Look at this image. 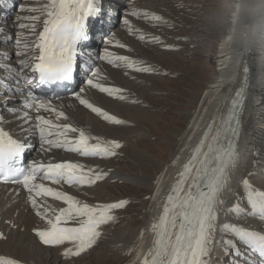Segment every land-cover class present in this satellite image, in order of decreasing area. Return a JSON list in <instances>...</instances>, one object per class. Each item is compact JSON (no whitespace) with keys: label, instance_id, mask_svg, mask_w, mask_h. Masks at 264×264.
Wrapping results in <instances>:
<instances>
[{"label":"snow or ice","instance_id":"obj_1","mask_svg":"<svg viewBox=\"0 0 264 264\" xmlns=\"http://www.w3.org/2000/svg\"><path fill=\"white\" fill-rule=\"evenodd\" d=\"M21 11L39 12L40 15L17 18L32 23L17 24L19 29L27 30L28 35L17 33V51L14 53L19 58L17 64L13 66L9 63L2 67L11 74V80L16 84L23 78L25 84L35 81L41 86L72 82L81 68V46L90 39V20L102 15H116L111 9L103 8L102 0H47L39 7L21 8ZM126 15L163 21L158 15L137 10ZM38 21H42V30L37 32ZM123 23L132 31L128 19L125 18ZM6 39L12 40L13 37L7 36ZM139 39L144 40L145 36L140 35ZM153 39L158 40L156 37ZM103 43L112 45L113 39L104 38ZM115 46L126 47L118 41ZM99 58L110 65L123 66L139 73L154 71L143 61L114 55L108 48ZM25 69H30L31 76L24 72ZM83 70L86 73L83 81L85 85L115 99H127L125 89L97 82L100 69L91 66L87 60L83 63ZM0 85L10 90L6 79L0 78ZM20 92L22 89L17 87L12 95L0 97V107L21 119L24 124L31 123L30 128L23 130L38 133L41 147L48 145L45 151L56 148L83 157L100 158L119 154L117 150L122 145L118 140H102L72 123L54 122L42 115V111L55 113L56 121L69 120L65 112L52 105L51 100L40 99L29 92L18 102L20 107L14 106L17 101L13 96ZM83 92L84 88L81 87L73 93L80 105L109 123H127L91 103L82 96ZM232 104L233 111L226 118L214 117L207 125L165 197L158 201L161 212L149 229L153 239L139 264H213L212 253L217 243L221 244L226 255L233 256L232 264H252L247 259L249 252L258 256V264H264V230H254L250 226L220 219L222 213L225 216L234 213L242 218L258 217L260 222H264V190L254 188L249 179H243L242 192L234 191L229 186L231 170L238 161L237 141L234 138L238 136L239 119L234 111L236 101ZM31 112L35 115L32 116ZM31 147L28 136L14 138L4 127H0V183L21 185L29 194L28 203L45 224L44 227L33 229L40 243L62 248L61 255L68 260L80 257L95 246L102 235L101 226L115 219L113 211L123 209L128 202L119 200L92 205L50 186H92L103 180L107 173L73 161L25 162L24 154ZM228 197L235 200L231 207L226 206ZM45 198L60 201L66 206L54 208L47 204ZM242 202H246L251 211L246 212ZM5 223L15 227L11 221ZM217 233H220L219 241ZM0 239H7L4 232H0ZM66 244L70 246L65 247ZM0 264L22 262L13 257L0 256Z\"/></svg>","mask_w":264,"mask_h":264},{"label":"rangeland","instance_id":"obj_2","mask_svg":"<svg viewBox=\"0 0 264 264\" xmlns=\"http://www.w3.org/2000/svg\"><path fill=\"white\" fill-rule=\"evenodd\" d=\"M233 1L135 0L121 9L119 23L115 27V31L113 30L121 33L120 38L113 40L112 45L101 43L99 48H102L103 51L108 48L114 55L124 54L138 62L143 61L154 71L139 73L123 66H110V64H106V61L100 65L104 70H107L106 66H109L112 71L120 74L118 78L123 81L124 85L121 86L118 83L115 87L126 90L124 95L127 99L123 102L132 108L126 109L127 113L126 110L124 111L123 120L127 123L123 124L114 137L108 139H115L121 143L122 147L117 150L119 154L114 157L98 158L103 160L102 164L105 165L104 168L102 167L103 169L105 167L107 170L123 169L144 181L134 184L115 178L108 179L106 176L107 178L102 180V183H105V190L99 191V195H90L88 200L78 194V190L69 189V186L66 185V188L71 190L69 191L71 195L92 205L114 203L119 200H126L128 203L123 209L113 211L112 215L115 219L112 222L101 226L102 235L92 249L80 257L68 260L61 255L63 249L59 247L60 256L54 259L53 263L47 257L44 259L45 261H38L39 264H45L46 260L50 264H121L136 250L149 218L150 202H148V198L154 184L161 177L165 164L170 161L188 128L190 120L188 112H194L207 83L215 76V68L218 67V50L217 56H215V51L228 28L225 21L232 13ZM30 6L39 7L38 1L32 3L20 0L18 2V6L10 15L9 23L4 27L11 36L15 35L16 37L17 33L21 36L28 35L27 30L13 32L15 26L13 20L17 21L18 17L28 15H40L39 12L21 11V8ZM138 7L140 9L148 7L153 10V13L155 12L154 14L162 17L163 21H150L151 19L139 16L135 20L134 27L133 25L131 27L132 31L127 34L123 17L130 10H138ZM134 17L130 16L128 19L130 26L133 24L131 19ZM36 25L38 32L42 27V21L36 22ZM126 28L129 26L126 25ZM140 35H144L145 39L140 40ZM117 41L126 47L115 46ZM1 49L4 50L3 52L1 50L0 55L5 51L9 54L17 51L12 42L3 43ZM215 58L217 63L214 61ZM13 59L18 60L19 58L14 56ZM80 86L81 84L75 89V92L80 89ZM75 105L80 106L79 102ZM137 109L141 112V121L139 122L133 121L128 116V113ZM67 110L71 113L69 107ZM108 161L110 164H106ZM252 162L253 155L250 153L239 166V176L232 182V186L235 184L234 188L231 186L232 190L242 192L243 190L238 191V189L243 186L244 178L249 179L254 188L259 187L264 190V184H262L264 182L253 177L255 171L253 168L255 167L250 168ZM17 203L16 201H5V205L8 206L5 207H17L19 205ZM19 207L21 208L20 205ZM111 240L114 241L111 242ZM24 245L38 252L42 258L45 257L43 251L45 246L39 241L38 244L37 241L29 244L25 242ZM67 246L70 245L66 244L65 247ZM104 249L107 251L101 255Z\"/></svg>","mask_w":264,"mask_h":264},{"label":"bare ground","instance_id":"obj_3","mask_svg":"<svg viewBox=\"0 0 264 264\" xmlns=\"http://www.w3.org/2000/svg\"><path fill=\"white\" fill-rule=\"evenodd\" d=\"M33 1H38L39 6L42 3L47 2V0H27V2L32 3ZM126 3H128V5L130 4L129 2ZM233 4L234 7L232 9V13L229 14L228 20L225 21L228 24V28L224 35L221 37V42L219 43L217 56L218 67L215 68V76H213L212 80L207 83L205 91L198 103L197 108L194 110V112H188V116L190 118L188 128L183 138L181 139V142L177 145V149L171 156L170 161L165 164V169L161 177L155 182L152 193L148 198V202H150L149 218L147 219L144 226L143 235L140 236L139 245L137 246L136 250L131 253L129 258L121 264H139L143 253L146 252L150 247L153 239L152 233L149 230L150 225L153 222L154 218L158 217V213L161 208L158 205V201L165 197L166 191L172 179L177 175L182 162L189 154L191 147L195 143L196 139L200 135L202 129L207 124L209 119H213L214 117L224 118L221 112H223L225 107L227 106L225 104V99L231 96V92L236 86L241 85L239 78L241 73L240 68L242 66L244 67V69H247V71L244 73L246 76L245 85L247 84V88H245L246 104L243 119L244 127L241 136L240 155L237 161V165L231 170L232 172L230 174L229 186L231 188L232 182L239 176V166L247 159L250 153H252L253 155V162L251 163L252 165L250 168H252L253 166L255 167L253 168L255 170L253 177L254 179L256 178L257 180L264 182V0H234ZM16 5L17 1L13 3V8L8 9L4 6L3 11L6 12L7 10H11L12 12L15 10ZM131 11L132 10H130L129 12ZM137 11H139L140 13H155H153V10L149 9L148 7H142L141 9L138 7ZM130 16L131 15L125 14L123 20L125 18L129 19ZM137 17L139 16H135L133 19H131V22L133 23L131 24V27L132 25L134 27ZM140 17L143 18V16ZM150 21H152V19ZM22 23H24L23 20ZM124 27L126 33L129 34L131 32L129 31V28H126V25ZM114 28L115 27L111 29L109 36L110 38H112L113 35L112 39L116 40L120 38L121 33L114 32ZM40 30H42V27ZM20 31L22 30L20 29ZM6 34V36L2 37L4 39L3 42H5V38L9 36L8 32ZM109 36L107 38H109ZM10 41L12 42L14 47H16L15 38ZM14 53L15 52L8 56V61L6 63L13 64V62L17 60L13 59L15 56ZM3 55L7 54L3 53L2 57ZM122 56L125 55L123 54ZM104 62L105 60L99 61L98 65L95 66L96 68L100 69V75L97 79V82L108 87H115L118 83V85L123 86V81L118 78L120 74L112 71L109 66H106L107 70H104L100 67V65ZM81 87L84 88V92L82 93V96L84 98L88 99L91 103L98 107H101L110 114L117 116L119 119L123 120V116H125L124 111L126 109L132 108L128 104L126 105L123 101L115 99L109 96L107 93L100 92L96 88H91L84 83L81 84L80 88ZM73 93L74 91L71 93L72 95H69L68 93V95L62 94L58 95L57 97L47 99L51 100L52 105L57 110L65 112V114L69 117V120L61 119L60 121H56L55 113L42 111L41 114L47 118L52 119L54 122L72 123L77 127L85 129V131L89 134H94L101 137L102 140H108L110 137H114L116 135L115 133L119 131L123 125H115L109 123L103 120L101 117L97 116L95 113H92L83 105H75L79 101L74 98ZM68 107L71 113H69V110H67ZM125 112L127 113L128 110H126ZM30 114L32 116L35 115L34 112H31ZM128 116L133 121H141V112L139 111V109H137L136 111H131L130 113H128ZM1 121V124H3V126L1 127L7 128L10 132H15L16 128H18L19 130L23 131V134L25 136H28V134L32 136L34 134L37 135L35 136V140L38 143V149L36 155L33 158L38 159L40 162H79L90 168H94L98 171L107 173L108 179L115 178L134 184H138L141 183V181H144L142 178L129 172H125L123 169L107 170L106 167L105 169H103L105 166L102 164L103 160H100V158L98 157H94L99 159L96 160L92 157H83L77 153L68 152L63 149L56 148H52L51 151H45L44 149H46L48 145H44L43 148L41 147L38 133L25 132L23 130L30 128L32 126L31 123L24 124L21 119H18L16 116L10 114H3V116L1 117ZM135 156L138 155L135 154ZM133 160L135 161V159ZM106 164H110L109 161ZM102 182V180L98 181L94 186H72L69 187V189L71 188L78 190V194L85 198V200H88L90 195H99V191L105 190V183ZM45 183L48 182L45 181ZM234 185L232 186V188H234ZM50 186L59 188L60 190L64 188L63 190L65 192H68L69 194V191H71L66 188V184H62V186ZM257 189L260 188L257 187ZM239 190H243V186L239 187L238 191ZM15 191L16 188L14 186L0 185V232H4L7 236V239H0V256L16 258L20 260L22 264H39L38 261H43L44 259H47V257H49L48 260H51L50 262L53 263L54 259L60 256L58 249L59 247H50L44 245L45 247L43 248V251L45 253V257L42 258V256H40L38 252H35L24 245L25 242H28L29 244L31 242L36 243V241L38 244L39 239L35 236L33 229L36 227H44L45 224L40 220L39 217L35 215V210L31 207L30 203H28L29 194L23 188H21L19 193L17 194L21 197L22 205H20V203L17 204L22 207L20 208L18 205L17 207L19 208H17L16 206L6 208L8 206H6L7 204L5 205V201L10 202V199L6 192L14 193ZM45 199L47 201V204L51 205L54 208L66 206L60 201H54L51 200V198ZM233 203H235V200L232 197H228V204L226 206L231 207ZM242 207L246 212L251 211L250 206H248L246 202H242ZM220 219L221 221L227 220L229 222H235L244 226H250L254 230H264V222H260L258 217L242 218L237 217L234 213L228 214L227 216L222 213ZM5 221H11V223L14 224L15 227H10V225L6 224ZM17 237L19 238L17 239ZM23 237H25L26 239ZM219 239L220 233H217V241H219ZM22 241L24 242V244H22ZM113 241L114 240H111V242ZM106 251L107 250L104 249L103 252H101V255L105 254ZM225 256L227 257V259L224 258ZM231 258L233 257L230 254L226 255L222 250L221 244L217 243L215 251L212 253L213 264H232L233 261H230ZM45 264L50 263L46 260Z\"/></svg>","mask_w":264,"mask_h":264},{"label":"water","instance_id":"obj_4","mask_svg":"<svg viewBox=\"0 0 264 264\" xmlns=\"http://www.w3.org/2000/svg\"><path fill=\"white\" fill-rule=\"evenodd\" d=\"M201 137H202V136H201ZM201 137H200V139H201ZM200 139H199V140H200ZM199 140L197 141L196 145L198 144ZM196 145H195V146H196Z\"/></svg>","mask_w":264,"mask_h":264}]
</instances>
